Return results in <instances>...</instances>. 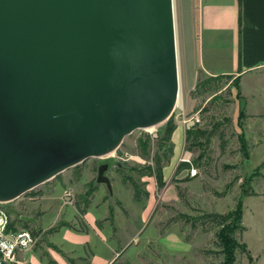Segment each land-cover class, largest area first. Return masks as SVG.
I'll return each instance as SVG.
<instances>
[{"label": "water", "instance_id": "95a60500", "mask_svg": "<svg viewBox=\"0 0 264 264\" xmlns=\"http://www.w3.org/2000/svg\"><path fill=\"white\" fill-rule=\"evenodd\" d=\"M178 96L173 0H0V201L166 122Z\"/></svg>", "mask_w": 264, "mask_h": 264}, {"label": "rangeland", "instance_id": "374dc122", "mask_svg": "<svg viewBox=\"0 0 264 264\" xmlns=\"http://www.w3.org/2000/svg\"><path fill=\"white\" fill-rule=\"evenodd\" d=\"M173 1L179 103L171 114L176 124L171 135L173 154L162 168L166 184L163 188L156 184V199H147V196L136 200L132 183L142 192L149 190L146 185L151 177L155 180L153 156L166 122L155 128L134 130L111 154L90 157L68 168L31 189V193H25L18 204L9 202L7 208L15 212V218L20 212L29 214L31 209L25 206V200L40 191L45 193L52 208L57 205L61 208L56 225L65 222L78 230L85 223L81 216L69 219L71 207L78 203L83 208L84 201L89 200L90 207L105 208L99 225L107 229L109 238L138 236L142 241L165 238L172 248L186 249L185 255L181 253L187 259L184 263L174 253H164L159 245H140L137 256L143 263L164 264L166 259L167 264H212L221 260V256L213 254L218 250L216 228L203 233L193 218L202 212L230 211L240 202L244 229L239 237L247 252L236 250L233 264H264V96H240L235 74L216 77L200 71L196 75L193 43L196 0ZM200 82L202 85L197 87ZM248 87L255 91L259 85L253 82ZM246 112L262 116L251 118ZM186 131L192 133L189 140ZM165 148L166 145L158 151L161 156ZM185 158L189 166L177 172V164ZM101 163L107 164L104 173L110 181V191L104 183L96 181ZM192 170L196 173L194 176ZM24 225L34 235L32 251L45 264H57L53 254L71 264L87 263L86 258L76 257L54 245L50 234L39 225L30 222ZM57 239L67 241L60 236ZM97 249L107 254L104 245H97Z\"/></svg>", "mask_w": 264, "mask_h": 264}, {"label": "crops", "instance_id": "0c3cea01", "mask_svg": "<svg viewBox=\"0 0 264 264\" xmlns=\"http://www.w3.org/2000/svg\"><path fill=\"white\" fill-rule=\"evenodd\" d=\"M194 16L196 75L200 71L208 75L235 74L238 76L240 96H264V0H196ZM253 82L259 85L255 91L248 87ZM246 113L251 118L262 116ZM165 184L166 181L163 187ZM146 186L149 189H146L147 199H156L155 195L158 193L155 192L156 182L153 177L147 181ZM151 189H154L153 192ZM44 194L41 192L35 197H27L25 206L33 210L32 212L28 209L29 214L20 212L15 218V212L11 209L13 224L16 228L25 227L26 222L39 225L50 234V241L54 245L75 254L76 257L86 258V264H149L138 259L140 245H159L164 253L170 251L181 258L186 253V249L172 248L165 238L145 241L138 236L109 238L107 229L99 225L105 208L90 207V203L83 213L78 211L77 203L70 210L69 219L81 216L85 223L82 229L75 230L77 227L72 224L56 225L62 213L61 208L58 205L52 208ZM24 195L26 194L12 200V203L18 204L24 199ZM59 236L67 241L57 239ZM97 245H104L107 254L99 253ZM169 253L167 254L171 257ZM19 256L26 264H45L32 249L19 252ZM52 257L57 264H71L61 256L53 254ZM182 259L186 263L187 259ZM165 260L163 263L167 264Z\"/></svg>", "mask_w": 264, "mask_h": 264}, {"label": "trees", "instance_id": "16d2710c", "mask_svg": "<svg viewBox=\"0 0 264 264\" xmlns=\"http://www.w3.org/2000/svg\"><path fill=\"white\" fill-rule=\"evenodd\" d=\"M220 76L222 75H218L216 77H220ZM202 82H200L197 85V87L201 86ZM238 90H239V85H238ZM240 113L241 110H239V116ZM175 128H176V124L173 122L172 116H170L165 123L163 134L159 138L157 152H155L153 156V160L155 163V171L153 172V175L155 177V181L158 187H162L164 185V181L162 177V168L169 161L170 156L173 154V143L171 141V134ZM185 134L188 140L193 137L191 135L192 133L189 131H186ZM165 145H166L165 152L161 156V154L158 151L162 149V147ZM188 166L189 165L187 162L181 161L177 164L176 171L178 172L183 168H187ZM132 189H133V197L136 200H140L148 196L146 190H143L141 192L138 189V186L134 183H132ZM26 193H31V191ZM40 193H41L40 191H37L34 192V195ZM89 203H90L89 200H85L83 208L80 206V204L77 203L76 205L78 211L80 213H83L85 211V208L89 205ZM193 219H195L196 223L198 222V226L200 227V230L203 233L210 231L211 227L216 228V230L214 231V236H215V244L218 247V250L213 252V254L216 257L221 256V260L212 262V264H233L236 259V255H235L236 250H239L241 253L246 254L247 252L246 246L242 241H240V237H239L241 236L244 229V227L241 224L242 210H241L240 202H238L236 206L230 211L202 212L199 216H197V218H193ZM60 226H70V224L64 222L61 223ZM50 230L52 231V229Z\"/></svg>", "mask_w": 264, "mask_h": 264}, {"label": "built area", "instance_id": "2783aa9c", "mask_svg": "<svg viewBox=\"0 0 264 264\" xmlns=\"http://www.w3.org/2000/svg\"><path fill=\"white\" fill-rule=\"evenodd\" d=\"M184 161L189 162L186 158ZM191 172L192 176L196 174L194 170ZM11 201H0V264H26L20 258L19 252L32 248L34 235L26 227H15L7 208V204Z\"/></svg>", "mask_w": 264, "mask_h": 264}, {"label": "bare ground", "instance_id": "6f19581e", "mask_svg": "<svg viewBox=\"0 0 264 264\" xmlns=\"http://www.w3.org/2000/svg\"><path fill=\"white\" fill-rule=\"evenodd\" d=\"M177 102L179 103V96H178V99H177V101H176V104H177ZM160 124V123H159ZM156 126H158V124H156V125H153V126H150V127H148L147 129H151V128H155ZM111 154V153H110ZM109 155V154H108Z\"/></svg>", "mask_w": 264, "mask_h": 264}]
</instances>
